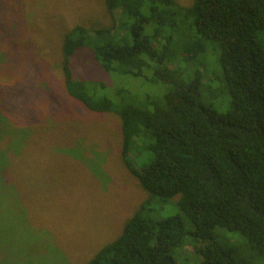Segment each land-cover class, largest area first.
I'll return each instance as SVG.
<instances>
[{
	"label": "trees",
	"instance_id": "16d2710c",
	"mask_svg": "<svg viewBox=\"0 0 264 264\" xmlns=\"http://www.w3.org/2000/svg\"><path fill=\"white\" fill-rule=\"evenodd\" d=\"M104 2L112 26L72 27L60 46L59 70L69 97L119 115L122 155L147 196L87 264H184L175 251L184 244L199 264H264V0ZM19 7L25 16L37 4L20 0ZM179 28L191 29L187 41L174 42ZM203 41L219 50L230 96L225 114L200 100ZM82 48L112 76L144 79L159 95L121 87L108 95L75 78L71 59ZM132 150L138 159L147 152L138 169L126 158ZM167 202L178 213L155 216ZM216 228L243 239L223 245Z\"/></svg>",
	"mask_w": 264,
	"mask_h": 264
},
{
	"label": "rangeland",
	"instance_id": "374dc122",
	"mask_svg": "<svg viewBox=\"0 0 264 264\" xmlns=\"http://www.w3.org/2000/svg\"><path fill=\"white\" fill-rule=\"evenodd\" d=\"M177 1L189 6L193 0ZM34 2L37 9L24 16L20 0H0V264H87L147 196L122 155L119 115L91 111L69 97L59 70L65 34L77 24L112 26V17L104 0ZM179 31L174 42L192 34ZM203 44L200 100L225 114L230 96L219 50L212 42ZM71 69L75 78L108 95L120 87L136 96L160 93L144 79L112 76L87 48L72 57ZM127 154L135 169L147 156ZM169 203L155 216L178 213ZM214 234L223 245L243 239L224 228ZM176 250L181 263L199 264L189 245Z\"/></svg>",
	"mask_w": 264,
	"mask_h": 264
}]
</instances>
